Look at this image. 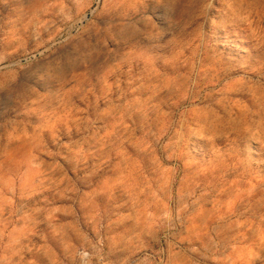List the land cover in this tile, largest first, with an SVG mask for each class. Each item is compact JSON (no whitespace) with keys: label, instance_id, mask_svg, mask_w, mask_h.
Segmentation results:
<instances>
[{"label":"rangeland","instance_id":"1","mask_svg":"<svg viewBox=\"0 0 264 264\" xmlns=\"http://www.w3.org/2000/svg\"><path fill=\"white\" fill-rule=\"evenodd\" d=\"M0 264H264V0H0Z\"/></svg>","mask_w":264,"mask_h":264},{"label":"crops","instance_id":"2","mask_svg":"<svg viewBox=\"0 0 264 264\" xmlns=\"http://www.w3.org/2000/svg\"><path fill=\"white\" fill-rule=\"evenodd\" d=\"M60 16L56 14L53 18H59ZM98 194H94L91 200L86 202L83 211H85V217L89 220L90 228L97 229L99 227V218L101 213L103 212L102 209V202L104 197L103 191H98ZM153 229V228H152ZM149 227H145V224H140L138 227H133L129 221H124L123 223L120 222H112L106 223L104 230H105V241L106 246L109 251V254L112 257L120 258L123 256L131 244H133L136 239H140L142 237L153 239L155 236L154 229L152 230ZM84 235L82 229L78 226V224H72L68 228L67 234L65 235L66 239H59L58 242H55L50 245L47 240L45 239H38L33 240L29 239L27 248L29 253H32L36 249V251H47L55 254H59L62 256L71 257L74 254L77 242L80 237ZM148 235V236H146ZM31 245V246H29ZM47 247H50L48 250Z\"/></svg>","mask_w":264,"mask_h":264},{"label":"built area","instance_id":"3","mask_svg":"<svg viewBox=\"0 0 264 264\" xmlns=\"http://www.w3.org/2000/svg\"><path fill=\"white\" fill-rule=\"evenodd\" d=\"M92 11L88 10L84 12L81 16H79L76 20H74L68 27H66L64 30H62L58 38L55 40L56 43L64 41L66 38H68L72 33L76 32L82 25L83 23L88 19L89 16H91ZM79 254L83 258L88 256V252L84 250H80Z\"/></svg>","mask_w":264,"mask_h":264}]
</instances>
